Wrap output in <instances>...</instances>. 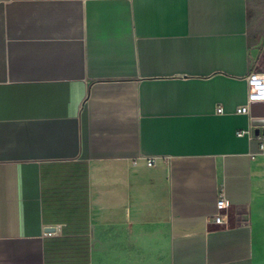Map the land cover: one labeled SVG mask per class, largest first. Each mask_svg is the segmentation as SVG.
I'll return each mask as SVG.
<instances>
[{"label": "crops", "instance_id": "obj_1", "mask_svg": "<svg viewBox=\"0 0 264 264\" xmlns=\"http://www.w3.org/2000/svg\"><path fill=\"white\" fill-rule=\"evenodd\" d=\"M253 71L264 0H0V264H264Z\"/></svg>", "mask_w": 264, "mask_h": 264}, {"label": "built area", "instance_id": "obj_2", "mask_svg": "<svg viewBox=\"0 0 264 264\" xmlns=\"http://www.w3.org/2000/svg\"><path fill=\"white\" fill-rule=\"evenodd\" d=\"M248 85H249V98L250 101H262L264 103V71H253L248 76ZM217 111L219 113L223 112V108L218 106ZM250 131L240 130L238 135L242 136ZM262 141H264V135H258ZM136 163V162H135ZM156 163V158L152 157L147 160L148 166H153ZM230 206V202L224 193H221L217 200L218 211L211 217H209V222L216 224H227L228 223V214L227 209Z\"/></svg>", "mask_w": 264, "mask_h": 264}]
</instances>
